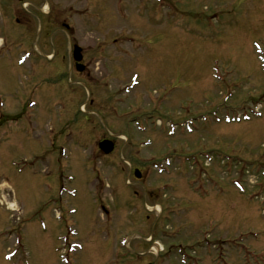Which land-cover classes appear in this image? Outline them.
Listing matches in <instances>:
<instances>
[{
    "label": "rangeland",
    "instance_id": "obj_1",
    "mask_svg": "<svg viewBox=\"0 0 264 264\" xmlns=\"http://www.w3.org/2000/svg\"><path fill=\"white\" fill-rule=\"evenodd\" d=\"M53 5L52 61L0 6V264H264V0Z\"/></svg>",
    "mask_w": 264,
    "mask_h": 264
},
{
    "label": "flooded vegetation",
    "instance_id": "obj_2",
    "mask_svg": "<svg viewBox=\"0 0 264 264\" xmlns=\"http://www.w3.org/2000/svg\"><path fill=\"white\" fill-rule=\"evenodd\" d=\"M54 1L55 0H0V6H6L9 9L8 15L5 17V19L9 23L15 21L17 24L18 23L24 24V26L27 27L26 30L30 29V25L32 23L31 19L33 18L35 19L34 15H38V14L42 15L43 19L40 22V24L41 27L45 29L44 34L46 35V37L51 35L52 39H54V41L52 40L53 41L52 48L54 49V53L50 52V54H52L51 59H49L50 61L54 60L55 57L58 54H60V49L62 48L61 47L62 42L58 43L57 36L54 37V33L57 32L59 34L60 32V34L64 35L65 39L62 38L59 41L67 40L69 39L68 36H70L68 23L65 21L66 20L65 13L63 14L62 12L59 11H53ZM27 6H29L31 8L30 10L32 11H30L29 9H25ZM55 8L57 7L55 6ZM70 43L72 45L74 42L70 40ZM81 55L82 57L79 64H82L84 66V68L81 71L76 70L77 63H75L72 60V55H70V61H69L71 64L70 68L71 70L73 69V71L77 73V75L84 73L87 69L83 50L81 51ZM64 61H65V56L64 54H61L55 67L53 69L50 68V70L53 72L63 71L64 69L62 65L64 64ZM87 72L89 73V70ZM103 139L104 138H102V140ZM112 142L114 143V148H115V141L112 140ZM138 169L140 170L141 178H142L143 171L140 168ZM131 172H133V170L132 171L130 170V173ZM139 179H135V180H137L138 182Z\"/></svg>",
    "mask_w": 264,
    "mask_h": 264
},
{
    "label": "water",
    "instance_id": "obj_3",
    "mask_svg": "<svg viewBox=\"0 0 264 264\" xmlns=\"http://www.w3.org/2000/svg\"><path fill=\"white\" fill-rule=\"evenodd\" d=\"M80 48H78L77 46H75L74 49V58L76 60H80V55H77V53L79 52ZM99 147L105 152L108 153L110 152V150L112 149L111 145H108L105 141L99 144Z\"/></svg>",
    "mask_w": 264,
    "mask_h": 264
}]
</instances>
